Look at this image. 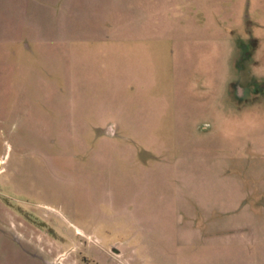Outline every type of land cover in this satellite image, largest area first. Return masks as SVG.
I'll return each instance as SVG.
<instances>
[{
    "label": "rangeland",
    "instance_id": "obj_1",
    "mask_svg": "<svg viewBox=\"0 0 264 264\" xmlns=\"http://www.w3.org/2000/svg\"><path fill=\"white\" fill-rule=\"evenodd\" d=\"M248 146L264 0H0V264H264Z\"/></svg>",
    "mask_w": 264,
    "mask_h": 264
},
{
    "label": "crops",
    "instance_id": "obj_2",
    "mask_svg": "<svg viewBox=\"0 0 264 264\" xmlns=\"http://www.w3.org/2000/svg\"><path fill=\"white\" fill-rule=\"evenodd\" d=\"M105 24V27L110 26V22L112 21L110 18ZM118 26V24H115ZM114 27V25H113ZM79 50H85V51H94L97 52V57L100 58V62L102 64L101 69L99 72L103 74L104 72L108 73L110 71H113L116 67L119 58H123L124 49H127L124 43V40L122 38H110L108 36L103 37L99 40H93V41H83L81 43L75 44ZM77 49V50H78ZM128 50V49H127ZM108 62V65L103 67V63L105 61ZM114 60V62H113ZM103 62V63H102ZM117 62V63H116ZM110 63V64H109ZM112 69V70H109ZM113 124V123H111ZM108 125V124H107ZM106 133L108 135L114 136L115 131L114 127H110L108 130H106ZM99 136V134H98ZM194 151V150H193ZM242 152V150H239ZM173 152H176L175 150ZM186 155L190 154L191 152L187 151H179ZM206 152H214V155L216 156L219 154V152H237L236 149H201L196 150L194 153H203L205 155ZM218 154H217V153ZM245 152H248V193H246V197L241 199L242 205L245 204L248 206V217H264V149L261 150H254L248 146V149L245 150ZM209 154V153H206ZM230 157L231 155L228 154ZM257 157H260L259 160H256ZM263 174V175H262ZM246 200V201H245ZM250 226L248 225V228ZM257 252H264V248L258 247ZM248 264H256V263H249Z\"/></svg>",
    "mask_w": 264,
    "mask_h": 264
}]
</instances>
